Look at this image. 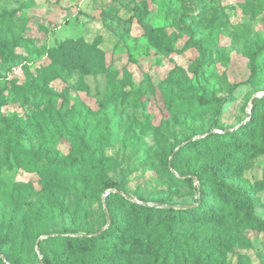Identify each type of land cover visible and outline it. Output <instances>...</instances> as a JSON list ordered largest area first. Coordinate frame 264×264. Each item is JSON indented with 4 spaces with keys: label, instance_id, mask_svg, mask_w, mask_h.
Returning a JSON list of instances; mask_svg holds the SVG:
<instances>
[{
    "label": "rangeland",
    "instance_id": "1",
    "mask_svg": "<svg viewBox=\"0 0 264 264\" xmlns=\"http://www.w3.org/2000/svg\"><path fill=\"white\" fill-rule=\"evenodd\" d=\"M263 44L264 0H0L4 263L264 264Z\"/></svg>",
    "mask_w": 264,
    "mask_h": 264
},
{
    "label": "trees",
    "instance_id": "2",
    "mask_svg": "<svg viewBox=\"0 0 264 264\" xmlns=\"http://www.w3.org/2000/svg\"><path fill=\"white\" fill-rule=\"evenodd\" d=\"M144 33H145V37L147 38V40L150 43H152L153 45H158L155 42V40H154V38H153V36H152V34L150 32L145 30ZM186 44L187 45L188 44L189 45H198V43L192 41L191 39L187 40ZM262 55H264V44L263 45L254 46L252 48V51H251V57H252L253 64H255L257 62V60ZM194 73H195V76L198 78L199 77V69L197 67H195ZM236 86H237L236 84L233 85V87H236ZM47 94L51 95V93H48V92H47ZM251 103H252L253 107L256 108V107L260 106V104H264V97H261V98L253 97L252 100H251ZM254 112H255V110H254ZM3 121L8 126H12L16 131H23L22 127L19 125L18 121L15 120L14 117L3 118ZM216 135H217L216 132L209 133V134H207L205 137H203L201 139H205V138H208V137H214ZM80 144L84 148L87 147V143H86V141L83 138L80 139ZM191 145H193V142L188 140L181 148H187V147H189ZM177 154H178V151L172 152V159L173 160H172L171 165H170V168H171L172 172H170V175L176 181H180L182 177L187 176V175H190V176L194 177L196 179V181H198L200 178L197 175V173H194V172L188 173V172L180 170V168L176 164V161H174V159H176V155ZM83 160H84V157H82L81 163L78 164V166L76 167V170H75L76 172L83 165ZM234 163H236V162L234 161ZM2 164H3V162L0 161V166ZM174 172L177 173L178 176H176L174 174ZM218 184L221 185V187H222L224 192L229 193L230 195H234L236 197H240V198L242 197V194L239 191H237L235 189H231L230 187H228V186H226V185H224V184H222L220 182H218ZM110 188H112V186L110 184H105L103 186L102 190H103V192H105L106 190H108ZM202 188H203V186L200 183H199L198 187H195V192L199 195V198L196 200L197 205H199V207H204V203H203L204 195L202 196V193H203ZM118 192H120V191H118ZM112 195H116V193L110 191V192L107 193L106 198H108L109 196H112ZM153 202H157L159 204L162 203L161 201H153ZM136 206L138 208L142 209V210H152V209H154L153 206H147V205L140 204V203L136 204ZM192 209H193V207H191V205H185V206H182V208H176L173 205L167 206V207L164 208V212H165L164 213V219H165L166 223H169L170 222V215H177V214L178 215H186ZM107 216L112 217V210L109 207V205H107ZM261 227L264 229V222L261 223ZM51 238L53 239L54 237H51ZM55 239L70 240V242L72 244H74L76 247H79V248L83 244L87 245V246L91 245V247H94V248H102V247H105L107 245H113L115 242L118 241V237L117 236H111L109 234H98V233L95 236L89 237V239L85 240V241L77 240V239H74L73 237L61 236L60 234ZM37 245H39V242H37ZM213 245H215L218 248L225 247V245L222 242H220L219 240H217V239L213 240ZM199 249H202V247L200 246ZM167 255H170V254H167ZM163 256H165V254H163L162 257ZM242 257H243L242 255H239V263L238 264H244L243 260L241 259ZM4 262H6V261L4 259L2 260L1 257H0V264H5ZM205 263H206V259H205ZM43 264H46V260H43ZM162 264H170V261H168L166 257H163Z\"/></svg>",
    "mask_w": 264,
    "mask_h": 264
}]
</instances>
